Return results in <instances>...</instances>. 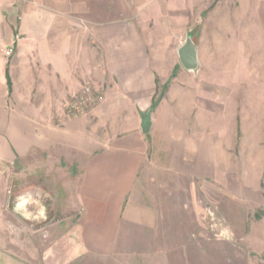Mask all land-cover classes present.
Wrapping results in <instances>:
<instances>
[{"label": "crops", "instance_id": "crops-1", "mask_svg": "<svg viewBox=\"0 0 264 264\" xmlns=\"http://www.w3.org/2000/svg\"><path fill=\"white\" fill-rule=\"evenodd\" d=\"M186 3L0 0V264H264V118L240 113L264 0L223 115L196 46L179 60ZM87 83L102 100L68 117ZM207 205L235 242L203 238Z\"/></svg>", "mask_w": 264, "mask_h": 264}, {"label": "rangeland", "instance_id": "rangeland-1", "mask_svg": "<svg viewBox=\"0 0 264 264\" xmlns=\"http://www.w3.org/2000/svg\"><path fill=\"white\" fill-rule=\"evenodd\" d=\"M208 2L207 4L202 2V8L205 10L213 6L212 10L204 11L199 17L197 6L193 7V0H187L186 5L192 20L190 24L175 31L180 41L189 38L196 46L202 59L203 69L213 70L212 76L217 79L219 92L218 114L223 115L221 113L225 106V87L228 79L231 82V76H227L229 69L230 73L235 72L233 79L246 78L242 74L240 65L243 37L258 36L263 33V29L256 24L259 19L258 12L255 11L258 0H208ZM250 47L258 48L259 52L252 53L253 57L255 55L250 65L253 67V72L249 74L250 77L247 80L249 92H244V96H249L251 100L255 98L254 101L257 100L259 108L251 107V101H246L249 104L246 103L240 113L242 115L246 113L245 115L250 117L259 115L264 118V42L253 43ZM238 94H242L241 89ZM203 209V238L210 241L235 242V237L218 208L215 205H207ZM207 210L213 213L212 220L206 217ZM222 231L228 234L224 235ZM106 264H113V262L106 261Z\"/></svg>", "mask_w": 264, "mask_h": 264}, {"label": "built area", "instance_id": "built-area-1", "mask_svg": "<svg viewBox=\"0 0 264 264\" xmlns=\"http://www.w3.org/2000/svg\"><path fill=\"white\" fill-rule=\"evenodd\" d=\"M11 53V48L4 51L5 55H11ZM102 96V92L98 88L91 83H87L82 87L80 92L73 93L67 98L63 103V109L70 118L82 116L96 106L102 100ZM212 216L213 213L207 210L206 217L212 220ZM223 233L224 235L228 234L226 231H222Z\"/></svg>", "mask_w": 264, "mask_h": 264}, {"label": "water", "instance_id": "water-1", "mask_svg": "<svg viewBox=\"0 0 264 264\" xmlns=\"http://www.w3.org/2000/svg\"><path fill=\"white\" fill-rule=\"evenodd\" d=\"M179 60L185 70H196V50L195 45L189 38H186L184 45L178 51ZM151 126V111H148L141 120L140 130L147 134Z\"/></svg>", "mask_w": 264, "mask_h": 264}, {"label": "trees", "instance_id": "trees-1", "mask_svg": "<svg viewBox=\"0 0 264 264\" xmlns=\"http://www.w3.org/2000/svg\"><path fill=\"white\" fill-rule=\"evenodd\" d=\"M213 6L209 7L208 10H211ZM260 215L258 214L256 217L258 218Z\"/></svg>", "mask_w": 264, "mask_h": 264}]
</instances>
